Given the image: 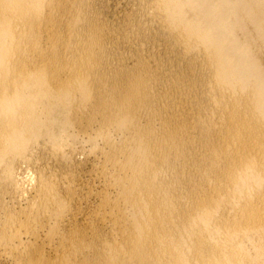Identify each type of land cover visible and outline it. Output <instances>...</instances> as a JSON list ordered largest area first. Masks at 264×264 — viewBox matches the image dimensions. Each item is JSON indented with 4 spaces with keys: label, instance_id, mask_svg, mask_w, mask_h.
<instances>
[{
    "label": "bare ground",
    "instance_id": "obj_1",
    "mask_svg": "<svg viewBox=\"0 0 264 264\" xmlns=\"http://www.w3.org/2000/svg\"><path fill=\"white\" fill-rule=\"evenodd\" d=\"M0 264H264V0H0Z\"/></svg>",
    "mask_w": 264,
    "mask_h": 264
}]
</instances>
